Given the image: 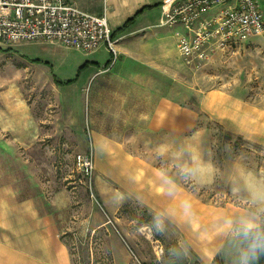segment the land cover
<instances>
[{"label":"rangeland","instance_id":"obj_1","mask_svg":"<svg viewBox=\"0 0 264 264\" xmlns=\"http://www.w3.org/2000/svg\"><path fill=\"white\" fill-rule=\"evenodd\" d=\"M175 32L131 34L112 66L0 46V185L57 222L71 264H166L175 242L194 262L206 234L264 222V33L188 62Z\"/></svg>","mask_w":264,"mask_h":264},{"label":"built area","instance_id":"obj_2","mask_svg":"<svg viewBox=\"0 0 264 264\" xmlns=\"http://www.w3.org/2000/svg\"><path fill=\"white\" fill-rule=\"evenodd\" d=\"M161 9V24L182 28L175 32L177 46L188 62L264 33L259 0H165ZM35 40L57 41L86 52L105 48L111 56L108 66L119 56V37L113 35L106 12H89L75 0H0V41ZM78 160L92 167L90 158L79 155Z\"/></svg>","mask_w":264,"mask_h":264},{"label":"crops","instance_id":"obj_3","mask_svg":"<svg viewBox=\"0 0 264 264\" xmlns=\"http://www.w3.org/2000/svg\"><path fill=\"white\" fill-rule=\"evenodd\" d=\"M75 1L81 8L89 12L95 14L106 12L114 36L119 37L117 42L118 51L119 49L123 51L126 49L125 42L128 43L126 39L132 38L129 37L131 34L136 33L135 36H133L134 38L146 32L148 27L156 26L157 23H161V5L165 0ZM132 17L133 20L126 25L123 30H119V28ZM170 27L171 26H169V31L176 30L175 27L180 28V26ZM162 42L166 44L170 41L166 37L163 38ZM31 44H36L44 50L48 47L32 41L7 45L10 50H16L15 53H22L21 50ZM0 46H4V43L1 41ZM103 50L110 54L105 48H100L94 52ZM22 54H24L26 58L27 56L31 57V55ZM38 58L41 59L40 57ZM95 61L98 62L97 60ZM228 100L229 97L227 98V95H223L221 100H216V108L214 109L217 110V113L226 114L221 106L224 102H228ZM231 101L236 102L235 100ZM257 140L264 143V136H260ZM261 222L262 218L260 217L259 220L250 227L257 226ZM222 223H224V221H222ZM208 235L209 234H206V237H202L207 241L203 239L204 241L192 244V247L199 254L198 259L205 261V263H208L209 260H214L217 252L222 248L228 237L226 234L213 233L212 236L214 239L210 241ZM0 264H71L69 250L59 234L57 222L48 217L42 218L40 214H35L32 200L27 198L18 200L16 191L13 187L8 185H0Z\"/></svg>","mask_w":264,"mask_h":264},{"label":"trees","instance_id":"obj_4","mask_svg":"<svg viewBox=\"0 0 264 264\" xmlns=\"http://www.w3.org/2000/svg\"><path fill=\"white\" fill-rule=\"evenodd\" d=\"M133 20L128 19L119 30H123ZM114 35V34H113ZM35 59H33L34 61ZM41 61V59H36ZM56 82H63L55 79ZM67 80L66 82H70ZM264 238V222L257 226H242L237 233L232 234L223 244L220 253L216 256L218 264H240L241 257L248 253L257 239ZM166 264H204L199 260L190 262L183 248L175 242L167 254ZM162 264V263H160ZM251 264H264V249H258L251 258Z\"/></svg>","mask_w":264,"mask_h":264},{"label":"clouds","instance_id":"obj_5","mask_svg":"<svg viewBox=\"0 0 264 264\" xmlns=\"http://www.w3.org/2000/svg\"><path fill=\"white\" fill-rule=\"evenodd\" d=\"M264 249V238L257 239V241L251 246L248 253H245L241 257L240 264H251L252 255L258 250Z\"/></svg>","mask_w":264,"mask_h":264}]
</instances>
